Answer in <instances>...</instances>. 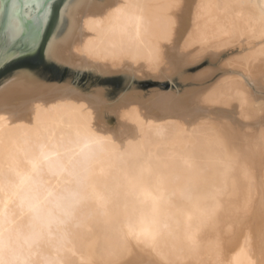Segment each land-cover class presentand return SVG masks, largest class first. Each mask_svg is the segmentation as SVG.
Wrapping results in <instances>:
<instances>
[{
	"label": "bare ground",
	"instance_id": "bare-ground-1",
	"mask_svg": "<svg viewBox=\"0 0 264 264\" xmlns=\"http://www.w3.org/2000/svg\"><path fill=\"white\" fill-rule=\"evenodd\" d=\"M81 30L77 54L153 78L255 45L204 100L256 130L131 105L121 148L84 100L0 121V264H264V0H119Z\"/></svg>",
	"mask_w": 264,
	"mask_h": 264
},
{
	"label": "water",
	"instance_id": "water-1",
	"mask_svg": "<svg viewBox=\"0 0 264 264\" xmlns=\"http://www.w3.org/2000/svg\"><path fill=\"white\" fill-rule=\"evenodd\" d=\"M118 1L0 0V121L32 124L36 103L47 107L58 100H84L82 110L91 107L94 113L92 128L111 133L121 148L127 138L140 135L135 122L121 117L131 105L146 122L174 118L189 129L210 118L241 131L256 130L255 120L240 118L237 101L227 108L204 100L216 86L240 77L233 56L255 45L179 68L168 82L77 54L74 45L87 34L81 19Z\"/></svg>",
	"mask_w": 264,
	"mask_h": 264
},
{
	"label": "rangeland",
	"instance_id": "rangeland-1",
	"mask_svg": "<svg viewBox=\"0 0 264 264\" xmlns=\"http://www.w3.org/2000/svg\"><path fill=\"white\" fill-rule=\"evenodd\" d=\"M233 48L231 47V50H232ZM230 48L229 49H226V51H225V53H229L230 51ZM209 57H204L203 59H201L200 61H198V62H194V63H192V64H190V65H187L186 67H184V68H187V67H194V66H196V65H199V64H201V63H203L206 59H208ZM175 73V72H174ZM174 73H172L169 77H165V78H153V77H144V78H146V79H156L157 81H161V82H168L170 79H171V77L174 75ZM143 77V76H142Z\"/></svg>",
	"mask_w": 264,
	"mask_h": 264
}]
</instances>
